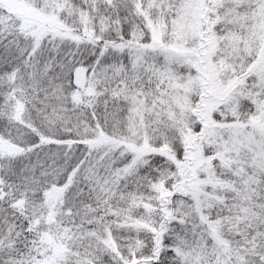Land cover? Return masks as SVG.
<instances>
[{
    "label": "snow or ice",
    "instance_id": "1",
    "mask_svg": "<svg viewBox=\"0 0 264 264\" xmlns=\"http://www.w3.org/2000/svg\"><path fill=\"white\" fill-rule=\"evenodd\" d=\"M0 264H264V0H0Z\"/></svg>",
    "mask_w": 264,
    "mask_h": 264
}]
</instances>
